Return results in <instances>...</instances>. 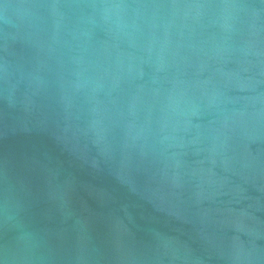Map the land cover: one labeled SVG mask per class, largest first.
<instances>
[{"label":"water","instance_id":"water-1","mask_svg":"<svg viewBox=\"0 0 264 264\" xmlns=\"http://www.w3.org/2000/svg\"><path fill=\"white\" fill-rule=\"evenodd\" d=\"M0 264H264V0H0Z\"/></svg>","mask_w":264,"mask_h":264}]
</instances>
